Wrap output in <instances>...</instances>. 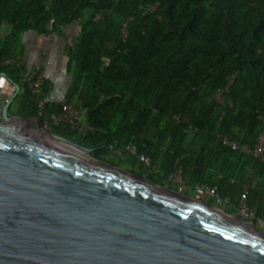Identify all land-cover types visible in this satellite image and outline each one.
I'll list each match as a JSON object with an SVG mask.
<instances>
[{"label": "trees", "instance_id": "trees-1", "mask_svg": "<svg viewBox=\"0 0 264 264\" xmlns=\"http://www.w3.org/2000/svg\"><path fill=\"white\" fill-rule=\"evenodd\" d=\"M4 21L11 29L2 58L21 54L11 44L24 30L81 26L74 44L65 43L66 99L87 109L92 128L62 121L55 130L100 159L133 143L160 178L180 168L188 186H216L235 210L247 186L249 206L264 218V160L222 141L252 146L262 128L264 0H0ZM0 71L22 75L15 62ZM61 107L47 102L43 112Z\"/></svg>", "mask_w": 264, "mask_h": 264}, {"label": "water", "instance_id": "water-1", "mask_svg": "<svg viewBox=\"0 0 264 264\" xmlns=\"http://www.w3.org/2000/svg\"><path fill=\"white\" fill-rule=\"evenodd\" d=\"M18 89L1 71L0 264H264L255 220L11 113Z\"/></svg>", "mask_w": 264, "mask_h": 264}, {"label": "crops", "instance_id": "crops-1", "mask_svg": "<svg viewBox=\"0 0 264 264\" xmlns=\"http://www.w3.org/2000/svg\"><path fill=\"white\" fill-rule=\"evenodd\" d=\"M77 25L75 22L65 25L63 27L64 33L62 34L56 32L44 34L34 29L24 30L19 33L16 42L12 43L13 45L11 44L12 47L15 46L21 51L19 56L24 60L25 67L37 71L43 77L42 93L46 98V103L53 101L61 103L66 99L68 89L72 82V73L68 69L69 57L65 53V43L69 42L74 44L73 32L77 31ZM10 29V24L7 21H4L0 25L1 45L3 38L9 34ZM1 50L5 51L6 48L1 46ZM6 74L19 85L18 92L10 105V112L28 117L41 116L46 126L59 132L54 129L53 122L48 113L43 112L45 106L40 112L37 104L38 111L36 113L31 112V110L36 108V99L30 95L25 85L20 84V82L24 81L22 75H20L18 81L14 74ZM15 119L19 118L12 117L7 119V123L5 124L12 128L15 124ZM59 133L63 134L62 132ZM260 219L261 221L259 222L262 223L264 218Z\"/></svg>", "mask_w": 264, "mask_h": 264}, {"label": "built area", "instance_id": "built-area-1", "mask_svg": "<svg viewBox=\"0 0 264 264\" xmlns=\"http://www.w3.org/2000/svg\"><path fill=\"white\" fill-rule=\"evenodd\" d=\"M96 17H99V14H97ZM13 62H15L18 66L21 67L22 77L28 83V86L34 98L36 99V102L41 112L46 103V98L43 96L42 93L43 77L37 71L27 69L25 67L24 60L17 54L7 58H2L0 56V64H9ZM218 96H220V94ZM61 103V110L53 112L51 114V119L54 124H59L62 121H68L70 122L72 128L80 130L82 132H86L87 130H90L92 128L87 120V109L85 107H77L72 101L67 99H64ZM261 118L263 122L262 128L258 134L257 141L254 145L251 146L246 143H240L239 141L235 139H230L226 136H222L223 143L227 144L232 149H239L245 153H251L264 160V113L261 114ZM128 147L132 153L137 154L135 144L131 143ZM137 155L142 161L146 162L147 164H150L149 156L145 155L144 153H140ZM170 176L171 178L173 177V179L179 183L177 189L180 192H184L186 188L185 182L182 177L181 169L179 168L174 174H171ZM247 194L248 187L246 186L243 192L241 193L240 200L237 205V213L246 220L261 221L260 218H257L255 209L249 206L247 202ZM195 197L200 200H207L210 197L222 201L228 200V198L220 199L216 186H208L202 184H198L195 186ZM262 223H264V221H262Z\"/></svg>", "mask_w": 264, "mask_h": 264}, {"label": "rangeland", "instance_id": "rangeland-1", "mask_svg": "<svg viewBox=\"0 0 264 264\" xmlns=\"http://www.w3.org/2000/svg\"><path fill=\"white\" fill-rule=\"evenodd\" d=\"M77 27L78 29H76L77 31H74L73 32V39L74 41L76 40L77 38V35L80 31V24L77 23ZM78 32V33H77ZM73 72V71H72ZM131 144V143H129ZM129 144H126L125 145V149L127 151H124V150H121L118 149L116 151H110V152H107L104 154V160L109 162V163H112L114 165H117L121 168H124L126 170H129L131 172H134V173H137V174H144L145 176H147L148 178L149 177V173H153V177L159 181H156L164 186H168V187H171V188H178L179 186V183L176 182L173 177L171 178L170 176V179L171 180H167L165 178H160L159 175H157L155 173V166H149V164H147L146 162L142 161L138 155L134 154L131 152V150L129 149ZM133 144V143H132ZM148 156V155H147ZM150 162H151V158H150ZM149 166V167H147ZM151 179V178H150ZM153 180V179H152ZM185 193L191 195V196H194L195 197V188L194 187H191V186H188L186 183H185ZM207 202H209L210 204H212L213 206L221 209V210H225V211H228V212H232V213H235L237 212L235 209L231 208L227 202L225 201H222V200H219V199H216V198H213V197H210L208 198L207 200H205ZM257 223V226L260 227L262 230H264V223H260L258 220L256 221Z\"/></svg>", "mask_w": 264, "mask_h": 264}, {"label": "bare ground", "instance_id": "bare-ground-1", "mask_svg": "<svg viewBox=\"0 0 264 264\" xmlns=\"http://www.w3.org/2000/svg\"><path fill=\"white\" fill-rule=\"evenodd\" d=\"M145 178V177H144ZM146 179V178H145Z\"/></svg>", "mask_w": 264, "mask_h": 264}]
</instances>
